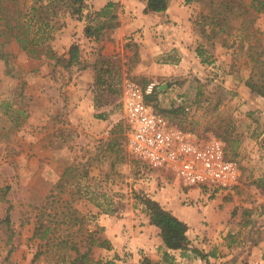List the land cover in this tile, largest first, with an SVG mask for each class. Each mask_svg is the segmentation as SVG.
<instances>
[{
  "label": "rangeland",
  "instance_id": "1",
  "mask_svg": "<svg viewBox=\"0 0 264 264\" xmlns=\"http://www.w3.org/2000/svg\"><path fill=\"white\" fill-rule=\"evenodd\" d=\"M222 1L169 0L187 28L171 29L182 39L158 56L165 35L145 33L146 0H129L130 13L119 1L83 0L78 15L69 0H0V264H172L173 254L212 264L191 248L264 264V193L254 185L264 176V98L245 86L264 50V9L235 0L229 12ZM72 44L79 64H56L50 55L66 58ZM125 81L153 84L146 102L172 127L219 139L239 165L238 186L207 195L135 160L122 119L105 126L123 116ZM114 137L119 156L104 146ZM139 196L181 211L188 251L164 256Z\"/></svg>",
  "mask_w": 264,
  "mask_h": 264
},
{
  "label": "built area",
  "instance_id": "2",
  "mask_svg": "<svg viewBox=\"0 0 264 264\" xmlns=\"http://www.w3.org/2000/svg\"><path fill=\"white\" fill-rule=\"evenodd\" d=\"M153 89V84L142 89L125 81L120 100L123 116L105 120L108 131L122 119L125 148L132 157L151 169L172 173L184 188H198L207 195L234 190L240 168L236 160L227 157L223 143L213 137L200 140L172 127L146 102Z\"/></svg>",
  "mask_w": 264,
  "mask_h": 264
},
{
  "label": "trees",
  "instance_id": "3",
  "mask_svg": "<svg viewBox=\"0 0 264 264\" xmlns=\"http://www.w3.org/2000/svg\"><path fill=\"white\" fill-rule=\"evenodd\" d=\"M69 8L72 10L73 14H80L82 10L83 0H69ZM239 2L238 0H236ZM235 0H225L220 3V6H224L225 11H231V9L236 6L237 2ZM169 0H146L145 7L143 9V14L149 13H161L167 10ZM236 4V5H234ZM108 4L100 14H104L105 10L110 7ZM250 6L257 12L264 9V0H251ZM215 17H212L214 19ZM112 19V18H111ZM216 19V18H215ZM16 41L22 51L26 52L28 55L33 56L36 53V48L33 42H29L28 38H21L16 34ZM34 41V40H32ZM31 43V44H30ZM29 44L31 46H29ZM79 47L76 44H72L67 52V57H55L53 54L50 57L56 59V64L63 63L66 68L71 66H76L79 64ZM8 73V72H7ZM245 86L254 94L264 98V50L259 52L255 58L253 67L251 69L250 75L245 82ZM106 145V146H105ZM109 150H114L116 156H119L121 149L118 146L116 138L111 139L107 144H104ZM118 158H115V161ZM115 162H112L111 166H114ZM80 165V164H79ZM86 174V172H85ZM254 185L262 193H264V176L255 180ZM140 204L144 207V211L148 217V223L159 230V236L161 238L163 247L165 250L169 251H188L190 247V242L187 237L188 226L183 221H180L171 212L165 210L160 204L147 196H139ZM81 220L76 218V225H79ZM35 236V235H34ZM108 243V242H107ZM190 251L201 259H206L211 254H203L195 248H191ZM168 253L165 252L164 256L167 257ZM213 255V254H212ZM85 255L82 256L84 258Z\"/></svg>",
  "mask_w": 264,
  "mask_h": 264
},
{
  "label": "crops",
  "instance_id": "4",
  "mask_svg": "<svg viewBox=\"0 0 264 264\" xmlns=\"http://www.w3.org/2000/svg\"><path fill=\"white\" fill-rule=\"evenodd\" d=\"M105 1V0H104ZM111 1H119L120 3L124 4V11L126 13H130L131 11H133V8L132 6H130L129 4V0H111ZM169 8V9H168ZM167 10L165 12H161V13H149V14H143L142 17H143V24H144V29H146V32L145 33H149L150 30L152 31L153 34H158V35H165V38L162 39L163 41V44L159 43H154L155 45V50H154V55H162V54H168L170 53L171 50H173V48H177L178 44H177V41L181 38V33H177V36L176 38L173 37V34L171 33V29H174L175 31L178 32V30L181 28L185 30V28H187L186 24V12L183 10V9H175L173 8V6L169 7L168 6ZM96 9V8H95ZM143 9H144V2L141 3V11L143 12ZM141 20V19H140ZM153 23V24H152ZM150 25H154V27H150ZM176 28V29H175ZM162 33V34H161ZM178 39V40H177ZM161 40V39H160ZM180 41V40H179ZM181 41H184L181 40ZM157 56V57H158ZM84 72V79H87L88 82L90 81L91 82V78H89V72L90 71H83ZM249 74V73H248ZM230 86H231V89L234 88V79H235V75H234V72H231L230 74ZM229 75H226V76H229ZM237 86H239V84H237ZM244 86V81H242V88ZM92 104V102H91ZM99 121V120H97ZM171 210V209H169ZM172 214L177 217L179 220H181L182 216L183 215L181 213V211H173L172 210ZM148 227H151L150 225ZM153 227V226H152ZM155 228V227H154ZM128 239V237H127ZM134 238L131 239V241L133 242ZM144 245L146 247H150V243L147 239L144 238ZM129 245V244H128ZM160 245H163L162 242H160ZM133 247H135V245H132ZM203 249V248H202ZM202 249H199L203 254H208V250H202ZM166 251V250H165ZM167 253L169 252V250L166 251ZM211 254V256H208L207 257V260L210 262V263H214V264H242L240 262H237V263H233V261H229L228 260V257H218V256H214L213 253H209V255ZM213 254V255H212ZM175 259H174V262L172 264H184L185 262L183 261H186V263H189V264H205L204 261L198 259L197 262L193 263L194 262V257L193 256H187V255H183V259L181 258L180 254H173ZM184 257L186 259H184ZM248 258L250 259L251 261V257L248 256ZM190 260V261H189ZM213 261V262H212ZM225 261V262H223ZM192 262V263H191Z\"/></svg>",
  "mask_w": 264,
  "mask_h": 264
}]
</instances>
